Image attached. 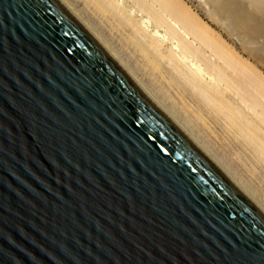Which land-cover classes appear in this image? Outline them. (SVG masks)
Returning a JSON list of instances; mask_svg holds the SVG:
<instances>
[{
  "label": "water",
  "instance_id": "1",
  "mask_svg": "<svg viewBox=\"0 0 264 264\" xmlns=\"http://www.w3.org/2000/svg\"><path fill=\"white\" fill-rule=\"evenodd\" d=\"M53 250L264 264V218L57 0H0V264Z\"/></svg>",
  "mask_w": 264,
  "mask_h": 264
},
{
  "label": "bare ground",
  "instance_id": "2",
  "mask_svg": "<svg viewBox=\"0 0 264 264\" xmlns=\"http://www.w3.org/2000/svg\"><path fill=\"white\" fill-rule=\"evenodd\" d=\"M57 1L128 75V70L114 58L111 50L93 34L90 27L62 0ZM94 1L114 12L129 30L128 35L143 44L140 49L143 54L151 56L154 63L163 64L169 73L182 82L199 110L207 111L212 117L224 122L226 129L264 164V0H198L208 6V21L226 33L229 40L233 39L239 49L184 0ZM135 82L164 117L264 218V211L259 205L241 191L187 132L180 129L157 101L145 92L143 86Z\"/></svg>",
  "mask_w": 264,
  "mask_h": 264
},
{
  "label": "rangeland",
  "instance_id": "3",
  "mask_svg": "<svg viewBox=\"0 0 264 264\" xmlns=\"http://www.w3.org/2000/svg\"><path fill=\"white\" fill-rule=\"evenodd\" d=\"M62 1L111 50L114 58L128 70V75L143 86L145 92L157 101L180 129L187 132L197 146L264 211V164L256 159L251 150L226 129L224 122L212 117L207 111L199 110L182 82L169 73L167 67L154 63L151 56L143 54L140 50L143 44L128 35L129 30L114 12L104 9L94 0ZM184 1L239 49L233 39L229 40L226 33L208 21V6L205 2Z\"/></svg>",
  "mask_w": 264,
  "mask_h": 264
},
{
  "label": "snow or ice",
  "instance_id": "4",
  "mask_svg": "<svg viewBox=\"0 0 264 264\" xmlns=\"http://www.w3.org/2000/svg\"><path fill=\"white\" fill-rule=\"evenodd\" d=\"M64 175H68V173H64ZM63 179V177H61ZM59 183V181H57ZM85 254L91 255V252L85 250ZM47 257V264H64L65 256H71V260L75 262V264H79V260H77L76 256L71 255L70 252L64 251H50L46 254ZM228 253H225V256L227 257ZM79 256V255H78ZM234 264H252L251 260L246 256H240L234 261Z\"/></svg>",
  "mask_w": 264,
  "mask_h": 264
}]
</instances>
